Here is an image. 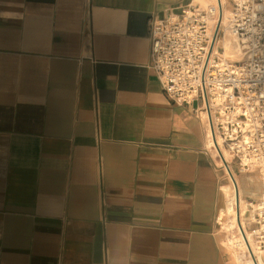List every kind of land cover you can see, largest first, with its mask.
Listing matches in <instances>:
<instances>
[{"label": "crops", "instance_id": "crops-1", "mask_svg": "<svg viewBox=\"0 0 264 264\" xmlns=\"http://www.w3.org/2000/svg\"><path fill=\"white\" fill-rule=\"evenodd\" d=\"M191 1L0 0V264H239L206 119L152 67Z\"/></svg>", "mask_w": 264, "mask_h": 264}, {"label": "built area", "instance_id": "built-area-1", "mask_svg": "<svg viewBox=\"0 0 264 264\" xmlns=\"http://www.w3.org/2000/svg\"><path fill=\"white\" fill-rule=\"evenodd\" d=\"M228 2L227 29L238 58L225 56L223 44L213 50L224 34L217 25L221 1L206 7L191 1L177 13L150 18L152 67L170 98L199 104L210 137L219 136L240 167L259 170L264 166V0ZM248 199L247 228L254 245L264 249V185ZM245 243L241 264H260L247 237Z\"/></svg>", "mask_w": 264, "mask_h": 264}, {"label": "bare ground", "instance_id": "bare-ground-1", "mask_svg": "<svg viewBox=\"0 0 264 264\" xmlns=\"http://www.w3.org/2000/svg\"><path fill=\"white\" fill-rule=\"evenodd\" d=\"M222 4V9L219 11V18L217 25L223 29V36H219L216 38L213 50H216V46L219 44L224 45V55L229 56L231 58H238L239 48L237 42L233 36H231L227 29L229 13L225 12V3L228 0H220ZM200 3L204 5L213 4L216 5V0H199ZM203 119L206 118V113L202 112ZM207 122V121H206ZM208 127V126H207ZM207 146L211 149L212 154L218 160L220 164H224V168L227 172L229 181L224 185V190L226 192V202L222 211L219 213V222L222 227L227 229L229 225H234L236 234L227 233L224 237V242L228 249L233 253L238 263L241 264L244 262V250H245V240L248 238L253 252L257 253V256L260 259V264H264V249H258L251 238V233L249 229L246 227L245 219H249L252 217V209L248 207V203L250 199L247 201L244 200V192L245 187L241 184L237 175H235L228 163V159L232 156L231 152L226 148L223 144L221 138L219 136L216 137V140L210 137L209 131L207 132ZM245 162V160H243ZM264 162V161H262ZM242 167V171L251 170L252 165L249 167ZM258 176L262 179L260 185L257 187V190H260L262 185H264V166H262L258 170ZM256 177V176H255ZM249 178V177H248ZM251 193L254 191H250ZM247 214V215H246ZM246 218H245V217Z\"/></svg>", "mask_w": 264, "mask_h": 264}, {"label": "rangeland", "instance_id": "rangeland-1", "mask_svg": "<svg viewBox=\"0 0 264 264\" xmlns=\"http://www.w3.org/2000/svg\"><path fill=\"white\" fill-rule=\"evenodd\" d=\"M193 2H197V3H199L205 7L207 6V5H204V4H202L196 0ZM229 10H230V4H229V2H226L225 3V12L228 13ZM228 163L230 164V168H231L232 172L238 176L241 184H243V186L245 187V192L243 194L244 200L247 201L248 198L256 197L257 195H259L260 190H257V187L260 185L262 179L258 176V173H259L258 170L257 169H251V170L242 171L243 169H242V167H240L238 160L232 156L229 157ZM222 167H223V170L227 176V180L229 181L227 172H226L223 165H222ZM250 191H254V192L251 193ZM245 223H246V227H248V224H247L248 219H245ZM220 225H221V223H220ZM222 231H223V234H225V235L227 233L236 234V230H235L234 225H229L227 229L222 227Z\"/></svg>", "mask_w": 264, "mask_h": 264}]
</instances>
